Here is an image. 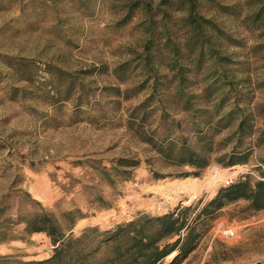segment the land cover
I'll return each instance as SVG.
<instances>
[{"label": "rangeland", "instance_id": "1", "mask_svg": "<svg viewBox=\"0 0 264 264\" xmlns=\"http://www.w3.org/2000/svg\"><path fill=\"white\" fill-rule=\"evenodd\" d=\"M131 1L0 0V223L12 218L8 231L15 235L0 242V256L40 260L53 250L45 233L26 234L15 222L28 209L24 191L59 222L65 221L64 211L77 209L83 216L70 231L78 234L86 226L104 228L142 213L200 207L226 179L244 173L258 177L255 167H264L259 162L264 145H259L246 164L224 167L213 159L196 176L190 166L169 163L141 139L148 126L138 127L128 111L145 93L124 99L121 91L128 84L114 73L136 56L146 33L142 12L118 24ZM217 1L239 3L242 15L251 9L245 0ZM203 3L202 13L246 43L237 50L246 52L249 74L264 77V47L248 50L256 41L264 43V36L246 30L232 12ZM254 95L264 100V89ZM155 125L153 120L151 128ZM253 141L246 139L247 144ZM120 157L139 164L123 173ZM203 227L196 248L179 264L264 263V209H249L239 200Z\"/></svg>", "mask_w": 264, "mask_h": 264}, {"label": "trees", "instance_id": "2", "mask_svg": "<svg viewBox=\"0 0 264 264\" xmlns=\"http://www.w3.org/2000/svg\"><path fill=\"white\" fill-rule=\"evenodd\" d=\"M203 1L132 0L118 24L144 13V41L132 60L114 68L117 77L128 84L121 91L124 99L145 93L128 111L138 127L148 126L140 133L141 139L169 163L190 166L196 176L213 159L224 167L246 164L254 146L264 145V100L254 95V90L264 89V77L258 80L249 74L243 59L246 52L237 50L246 43L202 13ZM207 2L210 8L232 12L246 30L264 36V0H245L251 9L243 15L239 3ZM261 47L264 43L256 41L248 50L256 53ZM131 61L136 63L131 65ZM168 109L181 113V118ZM152 119L158 122L153 128ZM248 138L253 143L247 144ZM213 153L219 154L213 157ZM259 162L264 165V156ZM117 164L129 174L125 168L136 167L139 161L120 157ZM255 169L258 177L238 175L200 207L189 204L161 214L142 213L104 228L86 226L78 234L70 231L76 218L83 216L77 209L64 211L65 221L59 222L24 191L28 209L20 211L15 222L22 223L26 234L45 233L53 250L40 260L3 255L0 264H179L196 248L203 226L227 204L243 200L249 209H264V167ZM30 202L39 206L30 207ZM102 204L108 205L106 201ZM11 220L2 218L0 242L15 238L8 231Z\"/></svg>", "mask_w": 264, "mask_h": 264}, {"label": "built area", "instance_id": "3", "mask_svg": "<svg viewBox=\"0 0 264 264\" xmlns=\"http://www.w3.org/2000/svg\"><path fill=\"white\" fill-rule=\"evenodd\" d=\"M231 181L232 180L226 179L224 184H229ZM225 234H227V235L230 234L231 235V234H233V231L232 230H226Z\"/></svg>", "mask_w": 264, "mask_h": 264}]
</instances>
